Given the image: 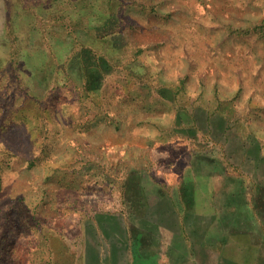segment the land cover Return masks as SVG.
<instances>
[{
  "label": "rangeland",
  "instance_id": "obj_1",
  "mask_svg": "<svg viewBox=\"0 0 264 264\" xmlns=\"http://www.w3.org/2000/svg\"><path fill=\"white\" fill-rule=\"evenodd\" d=\"M23 5L0 264H264V0Z\"/></svg>",
  "mask_w": 264,
  "mask_h": 264
},
{
  "label": "crops",
  "instance_id": "obj_2",
  "mask_svg": "<svg viewBox=\"0 0 264 264\" xmlns=\"http://www.w3.org/2000/svg\"><path fill=\"white\" fill-rule=\"evenodd\" d=\"M23 1L13 2L12 0H0V21L2 22L0 26V50H5V55L0 54V59L4 56H13V51L9 48V46L14 45L13 38L17 35L13 32V21L15 16H21L23 14ZM20 38L24 40L23 33L20 34ZM21 45L23 48V42Z\"/></svg>",
  "mask_w": 264,
  "mask_h": 264
},
{
  "label": "trees",
  "instance_id": "obj_3",
  "mask_svg": "<svg viewBox=\"0 0 264 264\" xmlns=\"http://www.w3.org/2000/svg\"><path fill=\"white\" fill-rule=\"evenodd\" d=\"M170 198H172V197H170ZM190 199H191V197H190ZM174 206H175V205H174ZM171 208H173V209H174L175 207H171ZM87 261H88V262H90V261H89V259H88Z\"/></svg>",
  "mask_w": 264,
  "mask_h": 264
}]
</instances>
